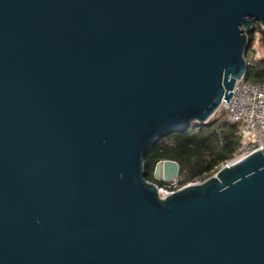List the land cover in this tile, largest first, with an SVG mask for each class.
<instances>
[{
  "label": "water",
  "instance_id": "obj_1",
  "mask_svg": "<svg viewBox=\"0 0 264 264\" xmlns=\"http://www.w3.org/2000/svg\"><path fill=\"white\" fill-rule=\"evenodd\" d=\"M256 22L264 0H0V264H264V149L164 197L145 169L229 100Z\"/></svg>",
  "mask_w": 264,
  "mask_h": 264
},
{
  "label": "trees",
  "instance_id": "obj_2",
  "mask_svg": "<svg viewBox=\"0 0 264 264\" xmlns=\"http://www.w3.org/2000/svg\"><path fill=\"white\" fill-rule=\"evenodd\" d=\"M256 29L262 33L260 45L264 49V29L256 22ZM251 44L246 54L248 61L244 80L264 82V56L256 57L253 43L254 31L249 34ZM221 111L220 113H218ZM204 124H189L164 133L149 149L145 158L147 179L157 184L154 170L160 160H175L180 165V174L186 181L203 180L216 173L220 167L231 161L241 145L242 127L239 122H229L219 110Z\"/></svg>",
  "mask_w": 264,
  "mask_h": 264
},
{
  "label": "built area",
  "instance_id": "obj_3",
  "mask_svg": "<svg viewBox=\"0 0 264 264\" xmlns=\"http://www.w3.org/2000/svg\"><path fill=\"white\" fill-rule=\"evenodd\" d=\"M260 33L259 29H255L254 37L259 39ZM252 47L256 55L262 56L256 45ZM232 92L228 101L223 99L219 110L224 112L227 121L239 122L242 127L241 145L233 158L235 160L264 149V82H247L243 76L236 81ZM203 180L186 181L185 176L179 173L174 179L158 184V191L164 197L185 186L201 183Z\"/></svg>",
  "mask_w": 264,
  "mask_h": 264
},
{
  "label": "rangeland",
  "instance_id": "obj_4",
  "mask_svg": "<svg viewBox=\"0 0 264 264\" xmlns=\"http://www.w3.org/2000/svg\"><path fill=\"white\" fill-rule=\"evenodd\" d=\"M261 38H262V33H260V37H259V39H258V38H255V41H254V44H253V45H256V47H258V48L260 49V51H261L262 56H258V55H256V57H258V58L264 56V49H263V48L261 47V45H260V40H261ZM220 112H221V111H219L218 113H220Z\"/></svg>",
  "mask_w": 264,
  "mask_h": 264
}]
</instances>
